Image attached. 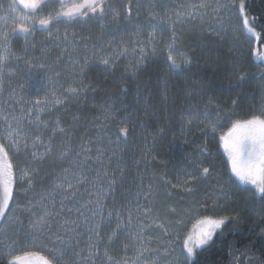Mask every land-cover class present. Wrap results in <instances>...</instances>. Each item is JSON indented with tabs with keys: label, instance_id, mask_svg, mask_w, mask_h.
Segmentation results:
<instances>
[{
	"label": "snow or ice",
	"instance_id": "1",
	"mask_svg": "<svg viewBox=\"0 0 264 264\" xmlns=\"http://www.w3.org/2000/svg\"><path fill=\"white\" fill-rule=\"evenodd\" d=\"M54 3L58 4L59 7H54ZM44 7H52L53 10L49 11L47 15H40ZM126 7V18H130L131 0H129ZM191 7L193 11L187 13L189 16L198 15L203 17L209 13L197 10H210L221 23V28L216 29L218 34L222 35L224 20L226 19L228 26L234 32L243 33L245 39L249 42L253 62L264 65V16L250 18L247 12L246 0H238V4L236 0H223V2L222 0H215L214 6L208 0H200L199 4H193ZM109 12L114 20L120 16V13L115 11V5L111 4L109 0H9L7 8H4L0 3V74L4 72V69L12 60L23 58L12 47L19 33H22L27 39L37 30L44 29L49 32L47 39L59 40L66 49L68 47H79L74 43L75 34H72V38L69 39V35L65 33L61 39L59 35L52 33L51 25L62 22V20L72 22L93 17L104 19ZM182 15H185V13H176L177 17ZM162 23L164 21L160 16L150 15L148 27L151 31H149L147 38L140 40L138 31L136 40L124 41L122 39L117 49L110 50L112 41H109L108 49L97 43L92 46L89 55L88 44L85 43L83 45L84 52L82 55L84 58L82 63L78 58L81 53H78L77 56L69 55L68 57L73 68L67 77L70 83L62 92L58 94L56 90H50L43 97L38 96L35 100L16 99L15 103L20 109L19 114H13L16 113V108L13 105H8V112L0 109V120L6 125L0 130V217H4L6 212L11 210L13 218L23 225L20 217L25 216L28 221L27 228L23 229L26 242L29 244L42 242L49 245L48 255H42L39 251H24L22 254H12V245H6V256L3 264H98V262L99 264H161L157 253L147 247L136 249V259L134 261L115 259L114 256L109 254L108 249L114 244L119 235L125 231L131 234L133 226L131 210H129L127 223L123 221V208H113L108 211L107 216L104 215L106 198L109 192L115 189L118 180L122 181L124 179L125 169L121 167L122 162L117 160L116 168L110 174L109 165L100 161V157L104 154L102 147L98 148L96 153L99 167H92V157L89 155L91 149L81 145L74 154L70 147L59 153V163L61 165L66 164V166L61 167L60 171L53 174L52 184L49 188H45L38 193L35 192L34 177L39 171V164L52 154L51 142L55 135L58 132L71 135L61 126L59 118L52 122H46L43 115L46 112L50 113L58 109L60 106H66L73 99L79 101L82 95L86 96L89 90H93V85L85 82L86 72L92 61L98 62L105 68L113 66L122 56L129 54V48L131 47L132 55H136L137 51L140 55V59L135 64H130L126 68V72L133 75H135L139 64L143 62L149 53L156 59L162 58L170 70H180L190 64L185 52L177 47L175 22L172 23L169 39H165L163 35L165 29L159 26ZM139 27L138 25V30ZM157 31L161 33L159 39L155 36ZM32 47L35 48L36 45L33 44ZM62 60L63 56H58L55 64L58 65ZM25 63L29 69L43 70L45 67L49 69L54 67L52 64L45 65L31 59H25ZM56 75L59 76L61 73L56 72ZM260 76L264 79V67H261ZM244 79L245 74H241L237 80L231 83L228 90L239 87V82ZM21 87L26 86L22 85ZM39 90L37 89V91ZM121 91H126V89H121ZM196 91L193 89L186 97L188 110L181 113L182 129L191 125L193 108L196 109L194 118L200 121L198 127H201L205 134H207L209 128L213 133L222 128H227V131H221L219 136L220 147H222L227 157V168L230 171L227 180L231 185L248 191L249 199L253 202H256L259 198L258 202L261 206L259 211L262 213L260 223L264 224V103L259 106L258 111L248 109L243 117L227 118L222 115V108L218 101H216L215 111L210 110L213 103V99L210 97L205 102L202 95L200 101L193 103V93ZM232 104L236 106L238 101L233 100ZM122 107L130 109L131 105H123ZM105 112L106 120H117L119 125V131L116 134V147L111 150L112 157H115L120 147V141L126 140L131 134L129 123H131L133 113L125 111L123 116L117 118L111 115L113 112L112 107H107ZM25 120L28 125L35 126L40 131L37 134H31L24 123ZM226 120L227 122H225ZM204 121H207V123L205 124ZM99 127L101 132L97 134L98 141L102 139V133L107 125L102 122ZM48 130L51 131V135L47 137L46 143L44 136ZM111 143L109 141L110 145ZM30 148H42L43 151H31L29 162L24 167H17L12 159L13 154H18L21 151L28 152ZM206 151V149H203L201 155L205 154ZM152 159L155 160L156 157L153 156ZM134 163L139 165L140 162L134 160ZM33 164L36 167L30 166ZM197 167L199 171L189 173L183 184H175L162 178L163 183L161 185L157 186L150 181L147 186L148 190L141 189L137 195L142 194L145 198H151L154 188H157V190L159 188L167 189L166 197H170L173 190L177 188L191 193L195 187L194 182L206 180L212 172L209 167H203L200 164ZM142 181L143 177H141ZM18 184L24 186L20 187V192L24 194L26 201L23 204L17 203L15 208H11L10 202L14 200V188ZM247 185L251 187H243ZM29 193H32V195L29 196ZM218 207L216 200H213L211 205L207 200H204L195 209L189 208V213L195 218V223L192 224L191 228L177 229L175 232L177 236L181 232L184 233L182 242H173L171 252L165 250L166 256L175 253L174 264H195L194 257L197 253L214 242L216 235L222 231L227 222H230L228 216L218 217L216 215ZM141 210L145 215L151 212V208L144 206L141 209V206L137 205L138 214ZM172 211H175V209H172ZM73 212L76 214L75 219L70 218ZM65 213L69 215L66 216ZM114 215L116 228L112 229L111 235L108 236L107 242H105L101 238V227L106 223H110ZM54 223L58 225L55 231H53ZM176 223L183 224V220H177ZM81 224L86 225L89 232L86 242L87 255L83 254V250H77ZM156 226L160 227L159 224H156ZM148 227L147 224L143 225L140 233H143L144 229ZM69 233L73 235H68ZM164 234L169 235L167 231ZM137 238H140L139 234ZM258 238L264 240V228H261ZM74 240L75 244L73 243ZM15 243L17 241H13V244ZM102 244L105 251L101 254L99 249ZM69 252L77 259L66 260L65 256ZM241 256L243 257L242 260L240 257L233 256L232 264H264V254L257 258L249 256L248 252L245 251Z\"/></svg>",
	"mask_w": 264,
	"mask_h": 264
},
{
	"label": "trees",
	"instance_id": "2",
	"mask_svg": "<svg viewBox=\"0 0 264 264\" xmlns=\"http://www.w3.org/2000/svg\"><path fill=\"white\" fill-rule=\"evenodd\" d=\"M246 4L250 18L264 16V0H246ZM110 23L111 21H107L105 24ZM118 23L122 27L124 25L126 28L129 27L127 21L121 20ZM102 24L104 23L78 26L74 30L77 32V37H86V42H95V38L104 34ZM237 33L236 43L227 39L220 40L203 32L183 35L180 40V48L189 58L190 64L180 70H170L162 58H154L145 62L138 68L135 75L124 72L121 67L105 68L98 62L92 61L86 72L85 82L91 83L93 90H89L86 96L82 95L79 101L73 99L66 106H60L50 113L47 112V115L44 116L46 122H52L59 118L61 126L71 135L59 132L55 135L51 142L52 154L39 164V171L34 177V191L38 193L49 188L52 184L53 174L60 171L61 167L66 166V164L61 165L58 161L59 153L65 148L70 147L73 154L79 150L81 145L90 148L89 155L92 157V167L95 168L99 167L96 159L97 149L102 147L104 154L100 157V161L109 165L110 174L116 168L117 160L122 162L121 167L125 169L124 179L118 180L115 189L109 192L106 198L104 215L107 216L108 211L113 208H123V221L127 223L129 210L132 211V233L129 234L125 231L119 235L108 249L109 254L115 259L135 258L136 249L144 247L147 235L150 239L153 236L158 238L160 235L159 231L152 230L150 232L145 229L142 238V234L137 231V228L143 227L141 218L137 220V205L141 206V209L144 206L151 208V212L144 217L147 223L149 218V220L155 221L156 225L163 219L160 217V210L161 213H166L167 208L175 209V213L180 216L181 210L186 209L185 207L192 203L191 201L196 203L188 207L194 209L204 200H207L209 205L213 200H216L219 206L216 215L218 217L228 216L230 222H227L222 231L216 235L214 242L197 253L194 257L195 264H232L233 256L240 257L242 260L241 254L245 251L249 256L259 258L264 254V240L258 238L261 228H264V224L260 223L262 213L259 211L261 207L258 202L259 198L253 202L249 199L248 191L231 185L227 180L230 175L227 168V157L219 143L221 131L226 127L216 133H213L209 128L205 134L201 127H198L200 121L194 118L195 108L191 112L193 118L191 125L183 129L181 127V113L188 110L186 97L193 89L197 90L193 93V103L200 101L202 95L205 102L210 97L213 99L210 110L215 111L216 101H218L222 108V115L227 118L243 117L248 109L258 111L259 106L264 103L262 100L264 80L260 76L261 67L264 65L253 62L249 42L243 33ZM45 34L36 31L35 36L41 38ZM238 41H240L241 47L237 46L239 45ZM32 44L29 45L32 46ZM27 45L28 42L24 36H17L12 47L20 55L22 53L23 60L14 64L12 68L10 65L8 67L11 70H17L16 75L26 86L19 94L25 99L26 96L29 97L32 94L33 90L47 87L49 90H56L59 94L67 88L70 83L67 77L73 68L68 57L81 53L78 58L82 63L83 46L79 45L73 50L66 51L60 48L56 50V46H53L55 49L53 50L52 46L48 45V40H44L43 45L40 43L35 48L26 49ZM91 51L92 47H88L89 55ZM49 52H51L50 55H48ZM58 56H63V60L57 65L55 61ZM25 59H31L38 63L50 60L49 64L54 67L53 69L45 67L43 70L29 69ZM56 72L61 75L57 76ZM241 74H245V79L239 82V87L229 91L231 83L237 80ZM43 78L47 79L46 82H42ZM15 79L17 78L15 77ZM39 85L46 86L39 87ZM121 89H126V91H121ZM233 100H237L238 105L234 106ZM123 105H131V108L126 109L122 107ZM107 107L113 108L111 115L117 118L123 116L125 111L133 113L131 123H129L131 134L126 140L120 141V147L115 157H112L111 150L116 147V134L119 131V125L117 120L105 119ZM102 122L107 125V128L102 133V139L98 141L97 134L101 132L99 126ZM24 123L31 134L34 135L40 131L35 126L28 125L26 120ZM204 123L206 124L207 121ZM49 135H51L50 130L44 136L46 143ZM109 141L112 142L111 145ZM203 149L207 151L201 155ZM31 151H43V149L30 148L28 152L21 151L15 157L12 156L14 164L17 167H24L31 159ZM153 156L156 157L155 160L152 159ZM110 157L111 159H109ZM134 160L139 161V165L135 164ZM198 164L211 168L212 172L206 180L194 182L195 187L191 193L177 188L173 190L170 197H166L167 189L159 188L157 190L154 188L151 198H145L142 194L137 195L141 189L148 190L147 186L150 181L157 186L163 183V179L175 184H183L181 180L185 175L199 171ZM30 166L36 167L35 164ZM117 175L119 174L117 173ZM141 177H143L142 182ZM20 187L24 186L18 184L14 188V198L25 200L26 197L20 192ZM222 192L227 193L224 198H221ZM28 195L31 196L32 193ZM178 198H181L182 202ZM139 213H142V210ZM65 215L69 214L65 213ZM75 215L73 212L70 218L75 219ZM163 216L165 223H175L177 220H181V216L179 218L173 217V215ZM20 220L23 221V225L19 224V230L9 225L7 227L8 230L14 232L13 241H17L16 247H14L15 253L39 251L42 255H48L49 245L45 243L36 242L28 246L29 243L26 242L23 230L27 228L28 221L25 216H21ZM152 225L150 223L149 228ZM72 226L74 227V225ZM57 227L58 225L54 223L53 231ZM115 228L114 215L110 223L101 227V238L107 242L108 236ZM79 232L77 250L86 245L89 236L86 225L81 224ZM138 234L139 239L137 238ZM68 235L73 234L69 233ZM73 243L75 244V240ZM157 243H159V239ZM153 245L155 244L152 243L150 248H153ZM83 251V254L87 255L85 252L88 249ZM99 251L101 254L105 251L103 244ZM74 258L76 257L71 252L65 256L66 260ZM4 259L5 255L0 257V264H3Z\"/></svg>",
	"mask_w": 264,
	"mask_h": 264
},
{
	"label": "rangeland",
	"instance_id": "3",
	"mask_svg": "<svg viewBox=\"0 0 264 264\" xmlns=\"http://www.w3.org/2000/svg\"><path fill=\"white\" fill-rule=\"evenodd\" d=\"M209 3H212L214 6L215 0H208ZM223 2V0H222ZM237 4H238V0H236ZM0 3H2L4 8H7V5L9 3V0H0ZM200 0H147L144 4H141L140 7L141 8H137L136 10L132 9L131 13L132 16L129 20H127V22H129V27L126 28L125 25L124 27H122L118 21L112 19L111 20V16L109 17V21H111L110 24H102V29L103 30V35L100 37L95 38V42H86V39H82V38H86V37H77L76 35V31L71 30V28H55L52 30V33L54 35H59L61 37V39L63 38V36L65 35V33H67L69 35V39L72 38V34L76 35V39L74 41V43L80 46H83L85 43L88 44V47H92L94 44L99 43L101 47H104L106 49L109 48V41H112L111 44V49H117V46L121 43V40L123 39L124 41H134L137 39V32L139 31V36L138 38L140 40H144L147 38L149 31H151V29L148 27V23H149V19H150V15L155 14L161 17V19L164 21V23L160 24V27H163L165 29L163 35L165 37V39H169L171 37V26L172 23L175 22L174 26L176 28L177 31V40H178V45L177 47L180 48V40L182 38L183 35H189L190 33H199V32H203L206 34H210L211 36H215L216 38L220 39V40H231L233 42L236 43V39L238 37V33L234 32L230 26H228L227 24V20H224V29L222 30V35L218 34L216 29L221 28V23L219 20H217L214 17V14H212L210 12V10H197V11H206L209 14L200 17V16H189L187 15V13L192 12L193 9L191 7V5L193 4H199ZM177 12H183L185 13V15H182L180 17L176 16ZM171 18L170 20L168 18ZM155 23V21H154ZM139 27V30L137 28V26ZM110 27L111 29H106ZM58 30V31H57ZM36 32L33 33L32 35L28 36L27 39H24L28 42V45L25 46L26 49L31 48L32 46L29 44H35L36 46L40 45V43L43 45L44 40H48V45L50 44L52 46H56L55 49L58 50L63 49L64 51L66 50H73L74 47H68L67 49L64 47V44L61 43L59 40H49L48 35L49 32H47L44 36H42L41 38H37L35 36ZM18 36H24L22 33H19ZM155 36L157 37V39L160 38L161 33L159 31H157L155 33ZM31 41V42H29ZM36 42V43H34ZM56 42V43H55ZM55 43V44H54ZM239 45H237L238 47H241L242 45H240V41H238ZM237 43V44H238ZM32 44V45H33ZM54 44V45H53ZM58 46V47H57ZM254 46V45H253ZM53 49V50H55ZM14 50V49H13ZM25 50V49H24ZM62 50V51H63ZM15 51V50H14ZM17 52V51H15ZM24 52V51H23ZM17 54L19 56L22 57V53L21 55L17 52ZM51 52L48 53V55H50ZM64 55V54H63ZM187 58V57H186ZM52 59V58H51ZM140 59V55L139 52L137 51L136 55H132L131 54V47L129 48V54L127 56H122L119 60H117L115 62V64L113 66H110L108 68L111 69H115L117 67H121L122 70L124 72H126V68L130 65V64H135L138 60ZM154 57L151 56V54L149 53V55L143 60L142 63L139 64V67L142 66L145 62L153 60ZM189 59V58H188ZM22 59L19 60H12L7 67L4 69V72L2 74H0V109H4L5 112H8V105H13L16 108V113L13 114H19V106L16 105L15 101L16 99L22 98V100L27 101V100H35L38 96L39 97H43L45 95L46 92L50 91L47 87L46 88H41L39 91L37 90H33L32 94L28 97L26 96L25 99L19 94L24 87L22 88V84L24 85V82L18 77L17 74V70H11L9 69V65L12 66L18 62H22ZM50 62V60H44L41 63L48 65ZM38 63V62H37ZM25 65V64H24ZM189 65V64H188ZM186 65V66H188ZM15 77L17 79H15ZM8 79H10V81H8ZM42 82H46L47 79L43 78ZM264 80V79H263ZM263 83V82H262ZM41 86H46V85H39V87ZM262 100L264 102V89H262ZM43 91V92H41ZM17 95V96H16ZM47 115V112L44 113V116ZM2 127H6V125H4V122L2 120H0V130H2ZM38 130V129H37ZM223 131H227V128ZM22 147V145H21ZM16 154H13V157H15ZM188 177V175H185L182 178V182H184V180ZM246 188H250V185L247 186H243ZM227 193L222 192L221 193V198H224V196ZM166 199H172V198H166ZM180 202H182L181 198H178ZM192 200V199H190ZM25 200H20V198H14V200L12 202H10V206L11 208H15L16 204H23L25 203ZM190 202V201H189ZM192 203L188 204L187 207H185L186 209H182L181 210V220H183V224H177L175 223H171V222H166L164 219L163 215H167V217H169V215H173V217H177L179 218L180 216L175 213V211H172L171 209H166V213L162 212L160 210V217L163 218L161 219L162 221H159L157 224L160 225V227H157L152 220H149L148 218V223L146 222V218L144 217L145 214L143 213H139L137 216V220L141 218V222L143 225L148 224L150 225V223H152L153 225L150 226V228H146V230H149L150 232L152 230L154 231H159V237H155L153 236L152 239H150L149 235L146 236V243L144 244V247H147L149 249H152L153 251H155L157 253V255L159 256V259L161 261V264H174L175 262V253H173L171 256H166L165 255V250L167 249L168 252L172 251V245L173 242H182L183 239V232H181V234L179 236H177L175 234L177 229H183L185 227L187 228H191L192 224L195 223V218L189 213V207L192 206L193 204H195V201H191ZM189 206V207H188ZM195 209V208H194ZM153 216V215H152ZM21 218V217H20ZM145 218V219H144ZM134 223H137V221H134ZM19 222H17L14 218H13V212L11 210L6 212V215L4 217H0V257L4 255L6 256V245L11 244L12 245V254H16L14 251V247H16L15 244H13V239H14V232L12 230H8L7 227L8 225L12 228H17L18 230L20 229L19 226ZM165 226H167V228H165ZM137 231L140 232V229L137 228ZM145 231V229H144ZM165 231H167L169 233V235H165ZM18 233V232H17ZM142 234V238L144 235V232L141 233ZM159 239V243H157ZM153 245V248H150V245ZM28 244V243H27ZM28 246H31V244H28ZM86 245L83 246V248H81L80 250H85ZM84 252V251H83ZM88 252V251H87ZM85 252V253H87ZM19 254V253H18ZM148 255V254H146ZM77 259V258H74ZM136 259L135 258H128L127 260L129 261H134ZM99 264V262H98Z\"/></svg>",
	"mask_w": 264,
	"mask_h": 264
},
{
	"label": "flooded vegetation",
	"instance_id": "4",
	"mask_svg": "<svg viewBox=\"0 0 264 264\" xmlns=\"http://www.w3.org/2000/svg\"><path fill=\"white\" fill-rule=\"evenodd\" d=\"M4 1V0H2ZM147 0H131V10L134 9L136 10L137 8H141L140 5L141 4H144ZM109 2L111 4H114L115 5V11L116 12H119L120 13V16L118 19H115L116 21H121V20H124L127 21L129 20L130 18H126V13H127V5L129 3V0H109ZM22 7V6H21ZM54 7L58 8L59 5L58 4H55L54 3ZM53 8L52 7H44L43 10L41 11L40 15H47V13L49 11H52ZM132 13V12H131ZM133 14V13H132ZM131 14V16H132ZM112 17L111 20L113 19V16L112 14L109 12L107 14V16L104 18V19H100L99 17H93L91 19H87V20H81V19H78V20H74L72 22H68V21H64L62 20V22H59V23H53L51 25V31L53 29H57V28H71V30L75 31V27H78V26H87V25H93V24H99V23H106L107 21H109V17ZM44 33H47L48 30H44L42 31Z\"/></svg>",
	"mask_w": 264,
	"mask_h": 264
},
{
	"label": "water",
	"instance_id": "5",
	"mask_svg": "<svg viewBox=\"0 0 264 264\" xmlns=\"http://www.w3.org/2000/svg\"><path fill=\"white\" fill-rule=\"evenodd\" d=\"M44 29H39V31H43Z\"/></svg>",
	"mask_w": 264,
	"mask_h": 264
}]
</instances>
